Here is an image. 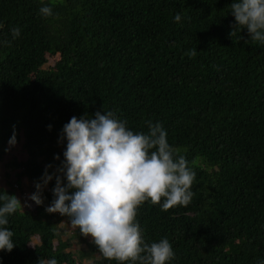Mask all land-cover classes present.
<instances>
[{
	"label": "trees",
	"instance_id": "1",
	"mask_svg": "<svg viewBox=\"0 0 264 264\" xmlns=\"http://www.w3.org/2000/svg\"><path fill=\"white\" fill-rule=\"evenodd\" d=\"M1 165L0 264H264V0H0Z\"/></svg>",
	"mask_w": 264,
	"mask_h": 264
},
{
	"label": "rangeland",
	"instance_id": "2",
	"mask_svg": "<svg viewBox=\"0 0 264 264\" xmlns=\"http://www.w3.org/2000/svg\"><path fill=\"white\" fill-rule=\"evenodd\" d=\"M56 63V59H50V61H49V66H52V65H54ZM24 158H26V155H24L23 156ZM7 170H9V169H7ZM5 171H6V169L5 168H3L2 167V165L0 166V181H2L3 182V185L4 186H6L7 188H9V189H13V187H11L12 186V184L11 183H13V181L16 179V177H15V174H14V172L13 171H10V173H11V175H10V177H9V183H7L8 181H6L5 180ZM4 178V179H3ZM26 182L27 181H25V184H26ZM13 194H14V196H15V198H16V200L17 201H20V197H21V191L20 190H14L13 189ZM38 242V240H34L32 243H31V246L33 247L36 243Z\"/></svg>",
	"mask_w": 264,
	"mask_h": 264
},
{
	"label": "built area",
	"instance_id": "3",
	"mask_svg": "<svg viewBox=\"0 0 264 264\" xmlns=\"http://www.w3.org/2000/svg\"><path fill=\"white\" fill-rule=\"evenodd\" d=\"M46 181H48V180H46ZM29 195V193L27 192V191H25V193H24V197H26V196H28Z\"/></svg>",
	"mask_w": 264,
	"mask_h": 264
}]
</instances>
